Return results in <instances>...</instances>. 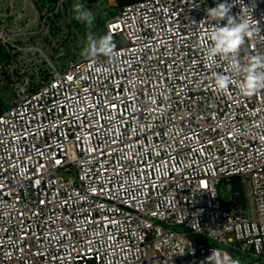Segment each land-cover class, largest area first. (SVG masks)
I'll list each match as a JSON object with an SVG mask.
<instances>
[{
	"label": "built area",
	"instance_id": "obj_1",
	"mask_svg": "<svg viewBox=\"0 0 264 264\" xmlns=\"http://www.w3.org/2000/svg\"><path fill=\"white\" fill-rule=\"evenodd\" d=\"M96 1L0 0V264H264V90H214L221 0L128 3L103 21L115 59L65 54L57 22ZM231 14L242 63L264 55V0Z\"/></svg>",
	"mask_w": 264,
	"mask_h": 264
},
{
	"label": "clouds",
	"instance_id": "obj_2",
	"mask_svg": "<svg viewBox=\"0 0 264 264\" xmlns=\"http://www.w3.org/2000/svg\"><path fill=\"white\" fill-rule=\"evenodd\" d=\"M232 4L221 0L215 7L206 9V17L209 21H215V25L208 33L210 43L206 46L204 61L206 65L213 66L219 63L226 64V73L214 72L213 87L217 93H227L230 85H236L240 93L252 96L264 90V55H255L242 63L240 51L246 39L253 35V27L247 16H234L231 14ZM73 19L84 24L88 32L86 43L81 52L84 57L104 55L116 58V45L110 33L97 34L92 29L95 25V14L83 3L72 5ZM226 20L224 26L220 22ZM237 264V262H230Z\"/></svg>",
	"mask_w": 264,
	"mask_h": 264
},
{
	"label": "rangeland",
	"instance_id": "obj_3",
	"mask_svg": "<svg viewBox=\"0 0 264 264\" xmlns=\"http://www.w3.org/2000/svg\"><path fill=\"white\" fill-rule=\"evenodd\" d=\"M85 6L94 12L95 25L92 30L100 35L102 34L98 30V21L109 20L117 13L119 9L115 0H97L96 3ZM60 19L61 20L57 22V25L61 26V29L56 36V45L60 46V44H63L64 53L68 54L69 56H71V54H75V56L82 57L81 52L86 43V34L88 32L87 27L84 24L77 22L75 19L67 20L66 17H61ZM64 39H67L65 43H63ZM45 52H48L47 49H45ZM12 97V92L8 88H4L0 85V101L2 102V104L0 105V109L3 108V106L7 107V105H9V99H11ZM241 185L245 195L246 211H248V213L250 214L252 213L253 208L251 204V196H249L248 184L246 183ZM218 188L223 196L227 193L226 181L224 179L220 182ZM196 237L201 238V236Z\"/></svg>",
	"mask_w": 264,
	"mask_h": 264
},
{
	"label": "trees",
	"instance_id": "obj_4",
	"mask_svg": "<svg viewBox=\"0 0 264 264\" xmlns=\"http://www.w3.org/2000/svg\"><path fill=\"white\" fill-rule=\"evenodd\" d=\"M117 2L118 8L123 7L124 5L137 1V0H115ZM103 28H104V22L98 21V30L103 34ZM73 56V54H71ZM2 102L0 101V105ZM6 106H3V108L0 109V112L5 108ZM233 200L236 204H245V195L242 189L241 182L239 178H233Z\"/></svg>",
	"mask_w": 264,
	"mask_h": 264
}]
</instances>
